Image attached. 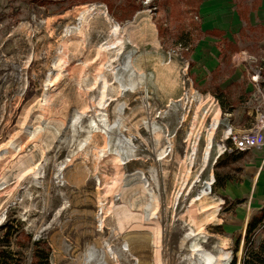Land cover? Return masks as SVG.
<instances>
[{"label":"rangeland","instance_id":"1","mask_svg":"<svg viewBox=\"0 0 264 264\" xmlns=\"http://www.w3.org/2000/svg\"><path fill=\"white\" fill-rule=\"evenodd\" d=\"M108 1L112 13L100 1L63 10L69 0H0V228L16 219L46 238L53 264H84L90 249L109 264H193L195 245L239 264L242 222L264 204L243 189L260 153L218 168L215 157L227 127L246 130L264 112V0L248 27L238 0H202L198 13L196 0H133L128 20L125 0ZM211 29L224 35L199 33ZM263 237L261 226L255 243Z\"/></svg>","mask_w":264,"mask_h":264},{"label":"trees","instance_id":"2","mask_svg":"<svg viewBox=\"0 0 264 264\" xmlns=\"http://www.w3.org/2000/svg\"><path fill=\"white\" fill-rule=\"evenodd\" d=\"M99 1L106 5L109 13H112L113 5L108 0H69L68 6L64 7L63 10L70 9L80 4H89ZM247 2L249 4H247ZM201 3L202 0H196V2L191 5V11L193 13H198V8ZM238 4L239 19L244 23L245 27H248L250 25L248 14L260 7L261 0H238ZM121 8L126 9L121 19L128 20L140 9V6L135 5L133 0H125ZM242 30L241 28L240 31L242 32ZM199 33L201 36L214 38H220L224 35L222 31L217 29L206 30L204 32H200L199 30ZM188 34L189 33L186 35ZM182 35H185L184 32H182ZM225 46L228 48L229 54L238 51V46L233 42H227ZM215 89L220 94H224V90H220L218 85ZM214 95L217 97L221 109L224 110L226 105L224 100L219 98L218 94L214 93ZM232 108L233 106H231V109ZM244 153L245 152H232L227 155L223 154V156H219L215 161V167H220L224 159H229L230 163L234 164L242 158ZM230 180L231 178L226 176L222 180H218L217 186L224 188L225 183ZM225 200L227 201V198H225ZM263 222L264 207L254 214L246 225L243 240L244 248L240 264H264V237L257 243H255L254 240L255 231L263 225ZM26 259L28 262H26ZM0 264H53L51 248L46 238L40 236L39 238L33 239L32 234L24 232L23 223L13 219L8 221L3 228H0ZM230 264H235V259H233Z\"/></svg>","mask_w":264,"mask_h":264},{"label":"bare ground","instance_id":"3","mask_svg":"<svg viewBox=\"0 0 264 264\" xmlns=\"http://www.w3.org/2000/svg\"><path fill=\"white\" fill-rule=\"evenodd\" d=\"M97 5L96 4H93V5H90L89 7H87V9H84V10H82L81 12H80V18L81 19H84L85 17H86V15L88 16V14L90 15V14H92V13H95V12H98L99 10L97 9ZM119 29H120V27H119V25L118 24H114V25H112V29H111V34H113V35H115L116 33H118V31H119ZM114 47H115V45L114 44H109V45H107V46H105V47H103V46H101L99 49H101L102 51H106V52H108V51H111V50H113L114 49ZM111 61V60H110ZM129 61V60H128ZM128 61H127V64H126V66H128ZM191 86V85H190ZM191 89V88H190ZM192 94H193V92H192ZM201 101V100H200ZM102 106V105H101ZM199 112V111H198ZM218 112H219V110H218ZM219 114V113H218ZM217 114V115H218ZM81 115H82V113L81 114H75L74 115V117H73V120H72V124L73 123H76L79 119H80V117H81ZM216 115V116H217ZM93 123H94V121H93ZM96 125V124H95ZM215 129V128H214ZM103 130L105 131V134H106V132L108 131V129L106 130L105 128H103ZM211 135H210V138H211V136L214 134V133H210ZM222 142V141H221ZM219 146V145H218ZM169 147H171V145L169 146ZM207 149V151H206V153L208 154L209 153V150H210V146L209 147H207L206 148ZM129 150V149H128ZM195 150V149H194ZM163 153H165V151L164 152H162V151H159V149H156L154 152H153V157H154V159H155V161H160L161 160V155L163 154ZM208 156V155H207ZM135 157V156H134ZM118 158V157H117ZM116 158V159H117ZM162 158H163V156H162ZM115 161V160H114ZM116 161H119V163H121V161H122V159H117ZM170 161V160H169ZM116 163V162H115ZM62 167H60L59 168V172L60 171H62V169H61ZM28 170H32V169H28ZM23 171V170H22ZM27 172V171H26ZM30 172V171H29ZM186 172V171H185ZM24 173V172H23ZM22 173V175H25V174H23ZM20 176V178H22L23 176ZM58 176H57V178H59L60 177V174H57ZM87 176H88V173H87V171H82V172H80V173H78L76 176H74L72 179H71V183L72 184H74L75 186H79V185H81V184H84V182H85V180H87ZM186 178V177H185ZM157 179V178H156ZM62 180H63V178H62ZM73 185V186H74ZM175 186V185H174ZM184 188V187H183ZM182 188V189H183ZM118 191V190H117ZM117 193V192H116ZM121 196V195H120ZM123 199V198H122ZM156 200V199H155ZM154 201V200H153ZM157 205V204H156ZM156 205H155V209H156ZM150 208V207H149ZM155 209H154V211H155ZM157 209H158V207H157ZM211 209V207H209V209H204L202 212H208V210H210ZM214 209V208H213ZM129 210V209H128ZM195 211V210H194ZM212 211V210H211ZM150 213V212H149ZM155 213L156 212H154V213H150L149 214V216H148V220H151L152 218L154 219V215H155ZM197 213V212H196ZM201 213V212H200ZM147 215V214H146ZM191 216V215H190ZM143 217V216H142ZM144 219V218H143ZM213 219V217H211V218H209L208 220H212ZM246 220H247V217H245V220L242 222V226H241V231L243 230H245V228H246ZM103 221V220H102ZM248 222V221H247ZM119 223H120V225H124L125 224V219L124 218H121L120 219V221H119ZM138 223H141V221L139 222L138 221ZM143 223V222H142ZM141 223V224H142ZM149 223H151L150 221H149ZM141 224H137V225H141ZM209 224V223H208ZM145 225V224H144ZM149 226V225H148ZM133 227V226H132ZM139 227V226H138ZM151 227V226H150ZM123 228V227H122ZM135 228V226L133 227V229ZM140 228V227H139ZM146 228V227H145ZM148 228V227H147ZM204 228V227H203ZM143 229H144V226H143ZM149 230H150V228H148ZM139 230V229H138ZM152 230H153V228H152ZM201 230V232H202V228L200 229ZM199 230V231H200ZM132 231V230H131ZM242 231V232H243ZM191 232V231H190ZM141 233V232H140ZM151 233V232H150ZM197 233H199V232H197ZM197 233H196V235H197ZM153 234H154V230H153ZM192 233H189L186 237H188V236H190ZM139 237H141V235H138ZM151 236V235H150ZM150 236H146V237H149L150 239H151V237ZM153 236V235H152ZM195 236V235H194ZM136 237V236H135ZM142 237H145L144 235H142ZM186 237H184V238H182L181 240H180V244L181 245H183L184 244V242H185V239H186ZM153 245H155V243L153 242ZM160 245V244H159ZM158 245V246H159ZM155 246H157V245H155ZM155 248V247H154ZM160 248V247H159ZM154 251H157V250H155V249H153ZM193 251H194V255L195 256H197V259H196V261L193 263V264H227V261H228V259H229V256H230V252H228V251H219L218 253H216V254H213V253H211V252H207V251H204L203 249H201L199 246H197V245H195L194 246V249H193ZM88 252V251H87ZM153 252V251H152ZM95 253H96V251L94 250V249H90L89 250V252L86 254V259H85V261H83L84 262V264H109L106 260H104V261H101V262H98V261H96V259L94 258L95 257ZM108 253V252H107ZM155 253V252H154ZM154 255V254H153ZM156 256V255H155ZM155 258V257H154ZM84 260V259H83ZM155 261V260H154Z\"/></svg>","mask_w":264,"mask_h":264},{"label":"built area","instance_id":"4","mask_svg":"<svg viewBox=\"0 0 264 264\" xmlns=\"http://www.w3.org/2000/svg\"><path fill=\"white\" fill-rule=\"evenodd\" d=\"M247 55V54H246ZM254 59L253 57H250ZM261 70H252L250 75V84L254 92L259 93V77ZM253 94V93H252ZM257 117L251 122L250 127L243 131H235L232 127H227L222 134V145L217 149L215 158L223 154L232 152H247L264 147V112L257 110ZM264 226V222L262 227Z\"/></svg>","mask_w":264,"mask_h":264},{"label":"crops","instance_id":"5","mask_svg":"<svg viewBox=\"0 0 264 264\" xmlns=\"http://www.w3.org/2000/svg\"><path fill=\"white\" fill-rule=\"evenodd\" d=\"M251 152L260 153V157L258 159L257 169L253 173L250 181H247L246 184H243V189H245L248 195H250L249 196L250 202L252 201L254 194H255V190L257 189L259 193L261 194L260 197L262 198V201L264 203V147L260 149L251 150ZM263 207H264V204H263ZM247 221H249V213L247 216L246 225L248 223Z\"/></svg>","mask_w":264,"mask_h":264},{"label":"water","instance_id":"6","mask_svg":"<svg viewBox=\"0 0 264 264\" xmlns=\"http://www.w3.org/2000/svg\"><path fill=\"white\" fill-rule=\"evenodd\" d=\"M241 261V260H240ZM239 264H240V262H239Z\"/></svg>","mask_w":264,"mask_h":264}]
</instances>
